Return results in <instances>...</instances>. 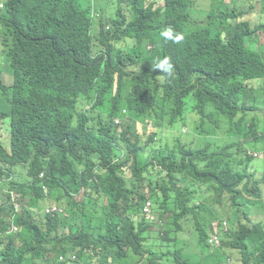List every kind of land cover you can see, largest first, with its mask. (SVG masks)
Wrapping results in <instances>:
<instances>
[{
    "label": "clouds",
    "instance_id": "obj_1",
    "mask_svg": "<svg viewBox=\"0 0 264 264\" xmlns=\"http://www.w3.org/2000/svg\"><path fill=\"white\" fill-rule=\"evenodd\" d=\"M9 1L0 0V264H52L55 257L58 264H264V192L243 182L264 180V0H75L92 52L77 57L64 42L55 44L40 69L27 41H36L43 16L29 17L30 7ZM101 25L112 42L92 37ZM228 33L252 34L246 48L262 64L252 76L235 74L233 90L248 98L238 114L188 101L173 119L153 109L148 85L132 94V77L145 68L162 82L192 80L172 49L226 43ZM102 60L125 68L130 77L122 88L118 76L107 86ZM58 128L66 157L37 163L28 149L34 145L12 151L21 131ZM232 158L246 173L230 166ZM111 168L144 177L146 199L125 196L126 173L94 184ZM208 178L241 192L211 221L192 194L206 190ZM45 179L56 186L43 198L37 180ZM226 234L238 240L235 249Z\"/></svg>",
    "mask_w": 264,
    "mask_h": 264
},
{
    "label": "trees",
    "instance_id": "obj_2",
    "mask_svg": "<svg viewBox=\"0 0 264 264\" xmlns=\"http://www.w3.org/2000/svg\"><path fill=\"white\" fill-rule=\"evenodd\" d=\"M74 1L71 0L69 3H67V0L9 1V7L11 8L18 4L19 6L30 7L31 13L29 17L41 18L43 16L35 27L36 33L33 36L36 41L31 38L27 41V52L33 58L37 68H42L43 57L55 44L64 42V47L71 49L75 54L77 53V57H82L85 53L92 52L91 38L88 34L89 24L84 21L83 12ZM49 5H56L57 7L52 11H48L50 10ZM89 12L91 14L92 10ZM251 36L252 34H246L242 37H236L228 33L225 38L226 43L221 42L220 39H208L203 44L194 46L193 49L187 46L174 47L172 49L173 55L175 58L178 57L186 68L192 72L190 73L192 80L187 82L175 81L174 84L162 82L154 71L145 68L144 71H140L138 75L132 77L138 81L132 94L148 85L150 87L149 98L154 96L153 109L162 108L173 119L183 115L185 107L188 108V101L195 102L203 107L210 105L220 110L228 108L232 111V114H238L241 112L240 106L248 103V98L240 91L233 90L235 74L241 73L243 76H252L262 67L261 61L256 59L254 53L246 48V38ZM92 37L100 43L112 42L115 38L106 30L105 25H101L98 32L93 29ZM104 47H100L98 51ZM78 53L82 55H78ZM98 62L101 72L104 71V78L109 84L107 86L113 87L112 82L118 76L121 78L119 79V87L122 88L124 86V78L130 77L125 68L117 65L112 60L108 63L103 60ZM105 64L108 65V70H103L102 66ZM135 64H138V62L136 61ZM21 132L24 137L19 138L12 144V151L19 153L21 148H28V145H34L36 147L35 150L28 149L37 163L43 158L66 157L69 153V150L63 144L62 131L59 128L52 133H46L38 129L32 132ZM235 140L242 154V139L236 135ZM254 142L258 143L259 140ZM28 158L30 156L22 158L21 161ZM12 162L16 165L18 161L12 159ZM226 162V159L221 161L222 166L227 164ZM230 163V166H233L236 171L246 173L247 170L244 167V163L234 158L230 160ZM39 172V168L36 167V173L39 174ZM124 173L131 178L126 180L125 196L128 197L127 192H131V195L135 198L146 199L144 192L149 186L142 179L144 177L131 174L125 170L111 168L105 173L100 170L97 174L98 180L94 184L107 186L112 176L120 177ZM238 180L241 181L242 178L238 177ZM243 182H250L256 186L255 191L264 192V180L258 181L254 178L249 181L248 179H243ZM37 183L39 194L43 198L45 188H49L52 191L56 186V183L50 179L37 180ZM183 184H187V182H183ZM205 185L206 190L203 192L194 190L192 194L202 202V209L208 221L214 218L219 206H222L226 201L235 200L241 194L238 191V185L233 182L208 178ZM243 192L249 194L251 190L244 188ZM36 236L39 238L40 234ZM226 238L227 246L235 249L238 240L231 234H226ZM246 262H248V259H246ZM52 264H58L57 257L53 259Z\"/></svg>",
    "mask_w": 264,
    "mask_h": 264
},
{
    "label": "rangeland",
    "instance_id": "obj_3",
    "mask_svg": "<svg viewBox=\"0 0 264 264\" xmlns=\"http://www.w3.org/2000/svg\"><path fill=\"white\" fill-rule=\"evenodd\" d=\"M256 17H258V13L253 18L256 20ZM262 41L264 42V39Z\"/></svg>",
    "mask_w": 264,
    "mask_h": 264
}]
</instances>
